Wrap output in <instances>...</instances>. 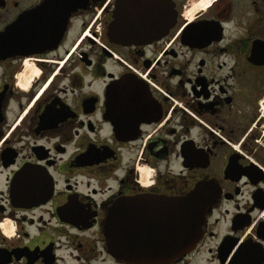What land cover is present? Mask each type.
<instances>
[{
    "label": "flooded vegetation",
    "instance_id": "obj_1",
    "mask_svg": "<svg viewBox=\"0 0 264 264\" xmlns=\"http://www.w3.org/2000/svg\"><path fill=\"white\" fill-rule=\"evenodd\" d=\"M49 1L0 0V264H264V0H168V31L132 44L107 37L120 0H88L56 47ZM192 190L189 252H109L110 208Z\"/></svg>",
    "mask_w": 264,
    "mask_h": 264
},
{
    "label": "water",
    "instance_id": "obj_2",
    "mask_svg": "<svg viewBox=\"0 0 264 264\" xmlns=\"http://www.w3.org/2000/svg\"><path fill=\"white\" fill-rule=\"evenodd\" d=\"M87 3L88 0H50L46 3L50 13H35L41 17L39 25H45L47 20L50 23L36 33L49 35L47 44L56 47L65 34L71 12ZM169 4L168 0H120L116 9L123 12L112 13L107 27L108 39L132 44L161 38L175 18V13H163L170 9ZM124 203L110 208L105 224L108 250L119 260L127 263L168 260L189 252L202 234L205 209L195 190L176 200L162 202L157 214H152L149 208L134 211L128 208V201ZM134 218V224H130L129 219ZM154 227L159 231L152 230ZM132 231L135 233L131 234Z\"/></svg>",
    "mask_w": 264,
    "mask_h": 264
},
{
    "label": "built area",
    "instance_id": "obj_3",
    "mask_svg": "<svg viewBox=\"0 0 264 264\" xmlns=\"http://www.w3.org/2000/svg\"><path fill=\"white\" fill-rule=\"evenodd\" d=\"M259 108H260V112L262 114V116H264V100L260 101V104H259Z\"/></svg>",
    "mask_w": 264,
    "mask_h": 264
},
{
    "label": "bare ground",
    "instance_id": "obj_4",
    "mask_svg": "<svg viewBox=\"0 0 264 264\" xmlns=\"http://www.w3.org/2000/svg\"><path fill=\"white\" fill-rule=\"evenodd\" d=\"M208 3H209V0H206V1L203 3V6H206Z\"/></svg>",
    "mask_w": 264,
    "mask_h": 264
},
{
    "label": "rangeland",
    "instance_id": "obj_5",
    "mask_svg": "<svg viewBox=\"0 0 264 264\" xmlns=\"http://www.w3.org/2000/svg\"><path fill=\"white\" fill-rule=\"evenodd\" d=\"M74 31V30H73Z\"/></svg>",
    "mask_w": 264,
    "mask_h": 264
}]
</instances>
